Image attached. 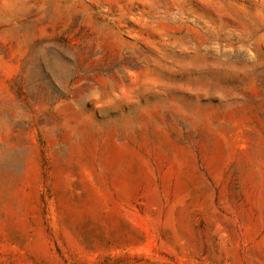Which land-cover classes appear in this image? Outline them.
<instances>
[{
    "label": "rangeland",
    "instance_id": "obj_1",
    "mask_svg": "<svg viewBox=\"0 0 264 264\" xmlns=\"http://www.w3.org/2000/svg\"><path fill=\"white\" fill-rule=\"evenodd\" d=\"M0 264H264V0H0Z\"/></svg>",
    "mask_w": 264,
    "mask_h": 264
}]
</instances>
